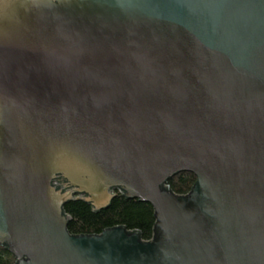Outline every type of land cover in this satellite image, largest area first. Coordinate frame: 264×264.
Wrapping results in <instances>:
<instances>
[{
    "label": "water",
    "instance_id": "95a60500",
    "mask_svg": "<svg viewBox=\"0 0 264 264\" xmlns=\"http://www.w3.org/2000/svg\"><path fill=\"white\" fill-rule=\"evenodd\" d=\"M117 190L154 207L152 240L69 232L67 203ZM0 245L16 264H264V0H0Z\"/></svg>",
    "mask_w": 264,
    "mask_h": 264
},
{
    "label": "trees",
    "instance_id": "16d2710c",
    "mask_svg": "<svg viewBox=\"0 0 264 264\" xmlns=\"http://www.w3.org/2000/svg\"><path fill=\"white\" fill-rule=\"evenodd\" d=\"M196 177L183 172L171 178L167 185L176 194H187L191 191ZM62 184L60 180L56 181ZM106 209L96 210L93 205L79 199L64 206L66 214L72 217L68 230L73 235L100 234L105 229L125 226L130 231H139L145 241L153 239L156 215L154 207L139 199H129L119 190ZM0 264H16V258L6 247L0 245Z\"/></svg>",
    "mask_w": 264,
    "mask_h": 264
}]
</instances>
